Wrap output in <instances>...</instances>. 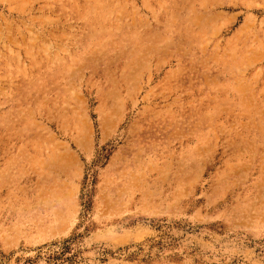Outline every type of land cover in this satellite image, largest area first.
Instances as JSON below:
<instances>
[{
    "label": "rangeland",
    "instance_id": "1",
    "mask_svg": "<svg viewBox=\"0 0 264 264\" xmlns=\"http://www.w3.org/2000/svg\"><path fill=\"white\" fill-rule=\"evenodd\" d=\"M0 264H264V0H0Z\"/></svg>",
    "mask_w": 264,
    "mask_h": 264
}]
</instances>
